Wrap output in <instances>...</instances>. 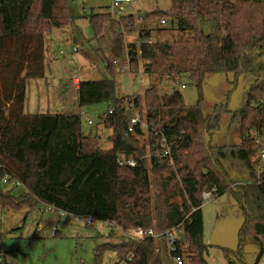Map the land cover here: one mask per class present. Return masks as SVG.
I'll use <instances>...</instances> for the list:
<instances>
[{
  "label": "trees",
  "instance_id": "1",
  "mask_svg": "<svg viewBox=\"0 0 264 264\" xmlns=\"http://www.w3.org/2000/svg\"><path fill=\"white\" fill-rule=\"evenodd\" d=\"M100 37L107 22L114 34L113 55L124 53L122 26L135 28V17L112 19L111 13L87 17ZM70 0H0V211L29 214L44 205L77 217L113 224L123 232L155 229L159 233H184L176 243L177 254L187 264H210L204 242L203 192L214 189L219 198L231 192L245 216L237 249L224 248L228 264H261L264 256V168L258 172L259 153L264 150V0H172L167 11H154L143 19L155 24H177L190 40L142 43L127 46L130 70L144 71L160 82H177L189 76L198 87L200 101L185 104L178 90L163 94L151 85L143 96L119 97L115 61L107 65L112 78L81 81L74 112L31 114L26 110L29 83L46 77L47 37L55 31L77 27ZM207 25L212 30L206 34ZM143 39L152 31L143 30ZM210 74H233L255 78L248 103L232 111L216 105L205 116L201 109L202 88ZM108 104L101 125L112 131L111 149H104L101 136L83 131L82 110ZM140 117L135 133L127 137L128 112ZM240 123V146H214L224 114ZM145 124V126H144ZM149 142L139 140L146 130ZM164 133L171 155L161 149ZM138 137V138H137ZM210 137V139H209ZM134 160L135 167L120 162ZM183 165V168L181 166ZM9 176V185L1 181ZM12 182L19 186H11ZM25 188L26 196L14 192ZM28 217L25 218L27 221ZM0 235V244L2 243ZM159 240L105 244L95 251V264H102L106 251L117 263L164 264ZM258 244L254 262L246 249Z\"/></svg>",
  "mask_w": 264,
  "mask_h": 264
},
{
  "label": "rangeland",
  "instance_id": "2",
  "mask_svg": "<svg viewBox=\"0 0 264 264\" xmlns=\"http://www.w3.org/2000/svg\"><path fill=\"white\" fill-rule=\"evenodd\" d=\"M112 1L70 0L79 17L77 27L75 30L72 28L64 30L68 35L67 40H55V45H52L51 49L52 56L48 57L46 64L45 79L33 80L29 83L26 107L28 113L74 112L78 102V91L74 80L77 78L87 79L84 81L111 79L107 65L113 61L119 62V66L115 65L117 96L134 98L136 96L133 95L142 94L151 85H156L163 94H171L178 90L189 107L198 104L200 92L189 76H182L177 82L171 79L160 82L155 77L145 76L143 70L137 74L130 70L127 46L149 43L150 40L140 36L143 30L152 31L153 43L193 38L194 34L191 32L180 34L177 24L173 21L167 20L164 25L157 22L155 25L143 19L147 13L152 11L170 10L172 0H137L124 4L122 15L116 14L115 17L111 10ZM91 12L94 14L111 13L112 19L115 20L129 15L136 18L135 28L132 31L129 32L125 26H122L123 51H125L120 57L113 55L114 34L110 22L105 25L102 35L95 39L94 30L86 18ZM73 30L75 33L71 34ZM158 30L161 31L158 32ZM211 30V25H207L206 34H209ZM74 48L77 52H74ZM61 51L65 55H59ZM124 65L129 66V72H122ZM55 78L60 80V84L54 83ZM142 80L146 82L143 83ZM254 81L255 78L251 75H243L235 83L233 74H210L202 88L201 109L203 114L209 116L216 105L228 104L232 111L243 109L248 103L250 88ZM108 112L109 106L105 103L83 109V131L86 134H95L99 128L101 132L100 116ZM136 115L133 109L129 111V120ZM89 122L92 125H89ZM148 136L146 130L145 136L139 138L145 146L149 142ZM105 137L108 139L107 135ZM105 139L102 143L107 149L111 147V144ZM210 140L214 146H240L242 144L240 123L232 122L231 114H224L221 118L219 132ZM263 168L264 162H260L258 172L262 173ZM26 194L25 188H18L14 192L17 198L26 196ZM30 208L25 206L21 211H0V235L3 238L0 246L7 255L1 264H95V251L100 246L122 244L130 239L128 232L119 230L111 223L93 221V225L89 226L88 219L59 212L51 207L40 205L29 214ZM203 212L205 221L203 238L209 246L206 259L210 264H228V258L222 249L227 248L234 251L237 249L239 231L245 222L243 211L232 193L228 192L219 198L213 197L211 202H205ZM176 236L179 240L184 239V233H177ZM158 248L164 264H176L169 254L165 240L159 241ZM259 251L258 244L248 245L247 261L254 262ZM116 263V253L106 251L102 257V264ZM261 264H264V256Z\"/></svg>",
  "mask_w": 264,
  "mask_h": 264
},
{
  "label": "built area",
  "instance_id": "3",
  "mask_svg": "<svg viewBox=\"0 0 264 264\" xmlns=\"http://www.w3.org/2000/svg\"><path fill=\"white\" fill-rule=\"evenodd\" d=\"M136 0H113L112 1V6H111V10H112V14L115 17V15H122V10H123V6L124 4L127 3H133ZM122 17V16H121ZM162 24H165V22L163 21ZM74 52H77V49L74 48ZM63 54V53H62ZM80 79L77 78L74 80V84L76 87H79L80 84ZM134 110V109H133ZM110 114H112V110L109 111ZM140 117L137 114L134 118L130 119V123H129V129H128V133L126 134V136L128 137L129 134L132 135L135 133L136 127L138 126V124L140 123ZM89 125H92L91 122H89ZM145 126V125H144ZM146 127V126H145ZM161 135V149H162V153L165 156H170L171 155V147L169 145V141L167 139V137L164 135V133H160ZM138 138V137H137ZM259 158H260V162H264V150H262L259 153ZM121 165H129L131 167H135L136 166V162L134 160H128V161H123L120 162ZM0 172H1V167H0ZM10 181V177L9 176H4L2 178V185L3 186H7L9 185ZM19 186V183L17 182H12L11 186ZM215 190L214 189H210V190H206L203 192V200L204 202L208 203L212 200L213 197H215ZM54 209V208H53ZM55 210V209H54ZM93 221L92 219H88L87 224L89 226L93 225ZM177 233L181 234L182 232H179L178 230H172V231H168V232H164V233H159L157 232L155 229H147V230H135V231H129L128 232V236L130 239L136 241L137 243L142 242L144 240L147 239H154V240H165L166 241V245L167 248L169 250V254L172 257V260L176 263V264H185L184 258L183 256H180L177 254V249H176V243L177 242H182L184 244V248L187 247V244L184 242L183 240H179L177 238ZM7 255L4 253V251L2 250L1 246H0V264L6 259ZM131 261V256H128L125 259V262H120L119 264H127V262Z\"/></svg>",
  "mask_w": 264,
  "mask_h": 264
},
{
  "label": "crops",
  "instance_id": "4",
  "mask_svg": "<svg viewBox=\"0 0 264 264\" xmlns=\"http://www.w3.org/2000/svg\"><path fill=\"white\" fill-rule=\"evenodd\" d=\"M137 1V0H136ZM155 11H158V10H155ZM163 11V10H162ZM152 12H154V11H152ZM92 13H94V12H91V14ZM151 13V12H150ZM90 14V15H91ZM98 14H100V13H98ZM148 14V13H147ZM90 15H87L86 16V18L88 17V16H90ZM130 16V15H129ZM133 16V15H132ZM88 19V18H87ZM135 21H136V18H135ZM146 21V20H145ZM149 22V21H148ZM151 23V22H150ZM162 24V23H161ZM77 25V24H76ZM155 25H156V23H155ZM162 25H164V24H162ZM75 30V29H74ZM72 31L71 32V34L72 33H75V31ZM161 30H158V32H160ZM66 36H68L67 34H66V32L65 31H55V32H53L52 34H50L48 37H47V40H46V46H47V54H46V57H47V61H48V57L49 58H51V56H52V45H55V42L56 41H58V40H67L68 39V37H66ZM72 36V35H71ZM67 38V39H66ZM56 40V41H55ZM150 41H149V43H153L152 42V37L149 39ZM136 45V44H135ZM112 50V49H111ZM63 53V54H62ZM59 55H61V56H63V55H65V53L64 52H60V54ZM121 63V62H120ZM115 65H117V66H119V62H117V61H115ZM122 65V64H121ZM122 72H124V73H127V72H129V66H126V65H124L123 66V69H122ZM129 74V73H128ZM131 75V74H130ZM46 76H47V73H46ZM145 76H148V75H145ZM80 79V78H79ZM84 80H87V79H80V81H84ZM89 80H91V79H89ZM91 81H93V80H91ZM94 81H96V80H94ZM142 82L144 83V82H146V80L144 81V80H142ZM54 83L55 84H60V80L59 79H54ZM76 87V86H75ZM183 88H184V86H183ZM76 90L78 91V87H76ZM145 92H143L142 94L141 93H138L137 95H133V96H140V95H143ZM61 109H62V106H61ZM105 115V114H104ZM104 115H102V116H100V119L102 120V118H103V116ZM101 132H99V128H98V130H97V132H98V134L102 137V141H101V144H102V146H103V148H104V145H103V139H105L106 137V135H107V137H108V139H105V140H108L109 141V138H110V136L112 135V131H110V130H106L102 125H101ZM106 134V135H105ZM110 144H111V147H109V148H107V149H111L112 148V143L110 142ZM105 149V148H104ZM216 198V197H215ZM213 199V198H212ZM212 201V200H211ZM210 201V202H211ZM203 207H204V205H203ZM204 213V212H203ZM205 222V221H204ZM204 231H205V229H204Z\"/></svg>",
  "mask_w": 264,
  "mask_h": 264
}]
</instances>
